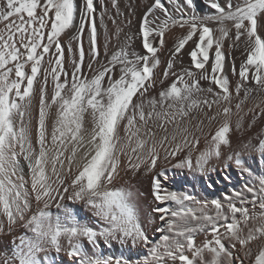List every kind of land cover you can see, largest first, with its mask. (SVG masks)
<instances>
[{"label":"snow or ice","instance_id":"obj_1","mask_svg":"<svg viewBox=\"0 0 264 264\" xmlns=\"http://www.w3.org/2000/svg\"><path fill=\"white\" fill-rule=\"evenodd\" d=\"M111 2L122 15L117 0ZM186 3L193 6V0ZM207 6L213 10L209 14L192 11L176 18L163 0H153L139 25L146 51H135L134 37L127 34L110 55L101 12L108 57L101 64L94 0H82L79 6L75 0H0V233L14 234L18 225L31 233L14 237L10 254L0 256V264H55L39 254L49 248L56 253L65 250L62 240L67 242L69 264H245V258L249 264H264V244L258 243L255 252L251 248L253 241H264V177L222 199L201 202L165 187L160 177H167L161 171L153 179L152 194L167 206L152 210L161 221L155 241L141 224L133 192L115 187L122 157L134 172L141 165L151 171L161 158L189 149L174 167L192 169L191 148L199 143L194 132L201 131L205 119L211 123L222 117L210 147L195 159V168L203 172L211 157L221 156V146L230 145L234 114L235 130L243 127L240 113L247 101H255L248 109L249 127L264 115V0H207ZM112 22L116 24L115 19ZM176 27L187 31L175 39L163 76H169L189 41L193 67L172 72L175 79L158 98L145 99L160 65L155 45L163 47L165 34ZM122 31L116 27L117 39ZM65 35L69 38L62 44ZM225 41H231L232 49H242L238 73L234 61L232 65L233 75L239 77L234 86L225 72ZM202 81L209 86L203 87ZM256 151L264 158V138ZM227 160L252 174L239 152ZM65 199L83 202L104 226L96 230L81 223L60 203ZM53 201L63 215L52 212ZM199 233L210 234L211 239L198 244ZM101 240L109 247L111 241L133 247L142 243L147 255L129 260L90 254L82 242L99 249ZM237 244L243 258L232 251Z\"/></svg>","mask_w":264,"mask_h":264},{"label":"rangeland","instance_id":"obj_2","mask_svg":"<svg viewBox=\"0 0 264 264\" xmlns=\"http://www.w3.org/2000/svg\"><path fill=\"white\" fill-rule=\"evenodd\" d=\"M235 103H236V101H235ZM235 103H233V113H235V107H234ZM244 106L246 107V104ZM245 111L247 112L248 110H245ZM201 116L202 115H200L199 118L203 119V116L202 117ZM196 122L197 121H192V124L195 125ZM209 124L210 123L205 119L204 124L201 126V131L200 132H194V135L196 137H199V143L191 148V151H192L191 154H193L192 158H193V164H194L192 169H188L187 167L176 168L173 166L174 163L177 164L181 159H183L185 156L184 154L189 151V149H184L183 152L179 153L175 157H169L167 160H164L163 158H161L160 160L157 161L156 167L154 169H152L153 172L150 175V186H148L149 185V172L150 171L147 173L148 170H147L146 166L141 165L138 172L144 171L143 173L145 174V179H146L145 183L149 187V190L151 191V193H153V189H152L153 179L161 171H164L166 173V175H169L170 176V177L168 176L169 178L173 177L177 181V184H176L177 187L175 186V189L178 193L187 194L191 197H194L195 201H201V202H203L205 200L210 201L213 199L211 196H209L212 189L208 186V183L213 185V186L215 185L217 187L220 183L227 185L226 188L221 189L217 193V198L222 199L225 194L231 193L233 190H237V191L241 190L246 183L247 184L258 183V179L261 177V175H262V177H264V158H262L261 154L258 151H256V148H257L258 143H259V139L264 138V128L259 130V131H242V132L241 131H233L234 137L238 133H240V135L238 134L237 136H238V138H240L241 135L242 136L244 135L243 139L241 137V139H242L241 141H240V139L237 140V138L236 137L234 138L232 135L231 138L235 142L232 141V142H234L233 144L230 143V145H224L225 147L221 146V155L223 154L224 155V156L222 155L223 157L220 156L217 159L215 156H213V158L211 157L209 159L208 164L205 166V170L203 172L196 169L194 160L200 154V152L206 150L207 147H210L211 137L216 132V131H210L207 128V126ZM260 124L264 125V119L260 120ZM190 130H192V129H190ZM234 132H235V134L236 133L237 134L235 135ZM190 139H191V137H190ZM235 139L238 142H236ZM244 140H246V141H244ZM245 145H248V147H245ZM228 146H229V148H228ZM193 152H195V154ZM237 152H239L241 154V158L245 161V165L251 169V172H252L251 175H249V173H247V172H241V170L236 168L234 163L227 160V157L229 155L235 156V154ZM161 157H163V152H161ZM121 159L123 162V163H121V169L122 168L123 169L120 171L119 177H122V175H131V173L134 171L130 168H127V164H128L127 158L122 157ZM136 162L137 161L135 160V157H133L132 163H136ZM209 169H210V171H209ZM190 170H192V171H190ZM135 172L138 173L137 171H135ZM226 177H227V179H226ZM241 178H243V179H241ZM160 179H161L162 184L164 185L167 179H165L164 177H160ZM216 180L219 182H217ZM232 182H233V185H232ZM227 189H228V191H227ZM128 190L134 192L133 194L135 196L136 192H135L134 188L130 187V188H128ZM186 202L189 206H192V207H198L199 206L196 203H194V201H186ZM51 203H52V207H51L52 212L54 214L63 215L62 210H59L55 207L56 201H53ZM60 203L63 204L68 209H70L73 212V214L76 215L77 218L81 221V223L88 224L89 226L93 227L96 230H100V228L104 226L103 222L99 221L98 218L93 215L92 210L86 208L85 205L83 204V202H73V201H68L67 199H65L63 201H60ZM151 205H154V206L151 207ZM151 205L147 206V208H148L147 211H148V213L151 212V215H153L154 218L152 219V216H151V220L149 219V221H148L149 225L144 223L143 217H142L143 214L142 215L140 214V213H142L140 210H139L138 216L140 218L141 224H142L145 232L147 233L149 238L153 239V241H154V239L157 240L159 238L158 235H160V234H157L156 228L158 227V225L160 224L161 221H159V219H158L159 213H155L152 210H153V208L160 206V203L157 202L156 206H155V204H151ZM249 210H250V212L252 211L250 205H249ZM257 211H258V209H257ZM6 227L7 226H5V228ZM223 231H224V229L222 228L221 232H223ZM25 233H27L28 235H31V233L28 232V230L24 229L22 226H19V225L15 227L14 234H12L11 236L7 233L6 230H5V232L0 233V236L4 234V243H5V246L3 248L2 247L0 248V256H2L4 254H10L11 249L13 248L12 241H13L14 237H19L21 235H24ZM12 236H14V237H12ZM205 239H211L210 234L199 233L196 236V242L198 244L201 243L202 241H204ZM17 242H18V240H17ZM82 242L85 244V247L87 248V250L89 251L90 254L95 251V252H98V253L105 255V256L123 257V258L129 259V260H136L138 258H143L145 255H147V249L145 248V246L142 243L137 244L135 247H133L130 243L126 244V245H121L117 241H111V246L109 247V246L104 244L103 240H101L99 249H92V247L87 244V241H82ZM259 242L261 244H264V241H259ZM224 243L227 246V241H224ZM252 243H254V241ZM62 245H63L65 250H62L60 253H56L54 249L49 248L47 250V252H44V253L41 252L39 255L41 258H43L45 255H47L50 259L55 260V264H69L70 257L67 255V250H66L67 249V242H66V240H62ZM8 249H9V252L7 253ZM237 249L240 250L239 244H237L236 249H232L234 254H236L235 251Z\"/></svg>","mask_w":264,"mask_h":264},{"label":"bare ground","instance_id":"obj_3","mask_svg":"<svg viewBox=\"0 0 264 264\" xmlns=\"http://www.w3.org/2000/svg\"><path fill=\"white\" fill-rule=\"evenodd\" d=\"M75 2L77 3L78 6L80 4H82V0H75ZM152 2H153V0H117V6L119 9V12L122 14V15H117V8L112 6L111 0H103V3H101V0H94V5L97 9L95 16H96L97 32H98V47H99V51L101 53V56H100V63L101 64L107 63L108 57H106L104 55L105 31H104V27H101V25H100V13L105 12L104 23L107 26V30H108V53H109V55L113 51L116 50V48L119 44L123 43L125 35H127V34H131L134 37L133 43H132V48L137 52L144 53L146 50L143 49L142 42H141V39L139 37V25H140V22H141V19H142L144 13L147 11V8L152 4ZM163 2L165 3L166 7H168L170 13H172L173 16L176 18H179L181 13L190 14L192 11H195L197 15H205V14H209L210 12L213 11L212 9H210L207 6V0H193V6L192 7L188 6V4L186 3V0H172V2H169V0H163ZM223 2H224V0H221V3H223ZM177 9H180V11H177ZM155 14L160 15V13L158 11ZM79 18H80L79 12H77L76 21H75V23L77 25L79 24ZM113 19L116 20V24H113V22H112ZM128 20H131L130 25L127 23ZM117 26H119L123 29L122 33L120 34L119 39H117V37L115 36V31H116ZM211 26L216 27V25H211ZM74 31H75V29L72 30V32H74ZM186 31H187L186 28L185 29H181L179 27L173 28L171 31H169L165 34L163 47H160L158 43L155 45L158 48L157 56L160 60V65L158 66L157 69L154 70L155 71V86L148 90V92L146 93L145 99L151 98L153 96L158 98L159 92L161 90L167 88L172 83V81L175 79V77L171 75L172 72L179 74L184 69H191L193 67L191 65L190 57L187 54L188 51L191 50V46H192V42L189 41V43L185 46V48L181 50V53L178 54V58L174 61L173 68L170 70L169 76L166 79L163 76V73H164L165 69L167 68L168 61H169V59H171L170 51L173 48V45L175 43V39L177 37L183 35V34H186ZM69 35H71V33H69ZM69 35H65V36L61 37L62 44H66V42L69 38ZM83 39H84V46H85L86 53H87V48H88L87 30L85 31ZM229 43H231V41H225V45H224V49H223V51L225 52L226 57H227L226 62H225V72H226L229 80L231 81L232 85L234 86L235 83L237 82V80L239 79V77H238V74L233 75L232 65H233V61H234L236 69H237V73H238L239 65H240V62L242 59V55H241L242 49H240V50L232 49L229 47ZM74 47H75V44H74ZM213 55L214 54L210 52V57H212ZM65 57H66V67L70 68V64L68 63L67 51H65ZM89 59L90 58L86 54V59H85L86 64L89 61ZM94 67H98V65H94ZM85 71L87 73V69H85ZM87 74L91 75V73H87ZM161 81H163V83H161ZM201 84L205 88L209 86L208 82L202 81ZM50 93H51V85H49V94ZM202 95H208V94L204 93ZM242 97H243V93H241V98ZM209 99H211L210 96H209ZM233 101H232V106H233V103H235L236 99L234 98ZM37 104H38V92H37L36 98L33 101L34 115H35V110L37 108ZM245 104H246V107L243 106L244 110H243V112L240 113V115L244 116V123H243V127L239 131H241V132L242 131H259V130L263 129L264 125L260 124V120L264 119V115H260L259 118L256 120L255 124H253L251 127H249V124L252 121V114L247 113L248 111L246 112L245 110L252 108L255 104V101L250 99ZM262 106H264V105H262ZM52 112L53 113L55 112V108L52 109ZM256 112L259 113V109H256ZM236 120H237V116L234 114L232 116L233 130L229 134V139L231 141L230 143H232V144L235 141L232 140L231 136L233 135V131H237V130H235V127H234ZM222 122H223V118L221 117L219 120L211 122L207 126V128L210 131H217L219 126L222 124ZM33 123L35 124V121ZM234 134H235V132H234ZM238 134L240 135V133H238ZM237 135L235 137L237 138V140L240 139V141H241L243 139L244 135L243 136L241 135L242 139H241V137L238 138ZM233 137H234V135H233ZM237 140H236V142H238ZM232 141H234V142H232ZM244 141H246V140H244ZM223 146L224 145H222V147ZM228 148H229V146H228ZM191 153H192V151H191ZM193 153L195 154V152H193ZM174 164H173V166H174ZM190 171H192V170H190ZM209 171H210V169H209ZM143 172H138V173L132 172L131 175H122V177H119L117 179V181L115 182V187H123L125 189H128L130 187L134 188V190L136 192L135 196H134V203L137 206L136 209L138 208L137 213H139V210H140L142 212L140 214L141 215L143 214L142 217H143L144 223L149 225L148 224L149 219L151 220V216H152V219L154 217H153V215H151V212L148 213L147 206L151 205V204H155V206H156L158 201L155 200L154 196L152 195V193L148 187V186H150V175L152 174L153 170L150 172L147 171V173L149 172V185L148 186L145 183L146 179H145V174ZM168 176L169 175H166L167 180H166L164 186L167 187L169 190L176 191L175 186L177 184V181L173 177L169 178L170 176L169 177ZM261 177H262V175H261ZM241 179H243V178H241ZM217 182H219V181H217ZM209 185H211V184L208 183V186ZM232 185H233V182H232ZM226 187H227V185H224L222 183H220L218 185V187L215 185L214 186L211 185L210 188L212 190H211L209 196H211L213 199L217 198V193L221 189H224ZM227 191H228V189H227ZM228 194H231V193H228ZM152 206H154V205H151V207ZM160 206H167V204H165V205L160 204ZM172 206L174 207V205H172ZM160 224H161V222H160ZM160 224L158 225V227L160 226ZM157 234H159V233H157ZM12 237H14V236H12ZM151 240H153V239H151ZM154 241H155V239H154ZM258 243H260V242L254 241V243L251 244V248H252L253 252L256 251ZM4 246H5V243H4V234H3L0 236V248L1 247L3 248ZM8 252H9V249L7 250V253ZM235 252H236V254L241 255L243 258V254L239 251V249H237ZM42 253H44V252H42ZM245 264H249V261L247 258H245Z\"/></svg>","mask_w":264,"mask_h":264}]
</instances>
